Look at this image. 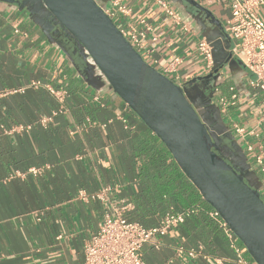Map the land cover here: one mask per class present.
<instances>
[{
  "label": "crops",
  "instance_id": "0c3cea01",
  "mask_svg": "<svg viewBox=\"0 0 264 264\" xmlns=\"http://www.w3.org/2000/svg\"><path fill=\"white\" fill-rule=\"evenodd\" d=\"M100 1L116 10L114 0ZM122 1L131 11L117 12L113 20L119 28H129L140 27L145 18L151 29L141 54L176 83L210 71L198 51L202 38H209L222 58L228 50L238 61L240 65L228 61L219 68L210 104L209 85L201 80L190 86L215 129H220V108L232 134L222 137L220 149L264 198V173L257 162L258 155L264 158V92L249 86L248 71L231 52L237 41L230 33V0H168L181 22L157 0ZM258 13L264 19V6ZM34 81L66 91L64 101L46 87L32 86ZM231 86L238 99L225 113L220 95L230 98ZM42 118L50 119L43 124ZM235 123L255 128L259 136L242 138ZM20 124L26 127L4 131ZM154 149L167 147L39 0H0V264H84L86 241L106 215H116L129 201V219L157 225L166 208L150 202L142 184ZM174 161L171 154L168 162ZM31 168L42 171L35 174ZM107 186L111 189L105 200L79 197L80 190L95 193ZM213 210L198 208L157 238L160 247L145 244L147 264H258L237 236L229 237ZM234 244L242 248L243 262ZM179 246L184 253H178ZM200 246L202 254L187 253Z\"/></svg>",
  "mask_w": 264,
  "mask_h": 264
},
{
  "label": "water",
  "instance_id": "95a60500",
  "mask_svg": "<svg viewBox=\"0 0 264 264\" xmlns=\"http://www.w3.org/2000/svg\"><path fill=\"white\" fill-rule=\"evenodd\" d=\"M5 1L20 3V0ZM39 1L66 35L84 47L113 90L161 139L249 254L258 264H264V198L220 149L222 137L232 136L222 121L220 108L217 107L216 120H220V129H215L201 111L190 86L202 80L214 92L217 83L212 81L219 76L222 64L230 61L240 65L231 58L230 51L222 58L215 44L206 38L213 54L210 71L178 84L145 60L100 0ZM202 92L206 95L205 89ZM212 95L207 97L206 104L211 103Z\"/></svg>",
  "mask_w": 264,
  "mask_h": 264
},
{
  "label": "built area",
  "instance_id": "2783aa9c",
  "mask_svg": "<svg viewBox=\"0 0 264 264\" xmlns=\"http://www.w3.org/2000/svg\"><path fill=\"white\" fill-rule=\"evenodd\" d=\"M166 13L174 18L176 22H181V17L170 5L168 0H157ZM231 3V36L237 41V45L232 49V53L237 56L249 73L248 84L251 88L264 92V19L258 13V10L264 6V0H230ZM113 6L106 7V12L110 17L114 18L117 12L129 14L131 9L122 0H114ZM140 27L129 26L120 28L124 36L133 44V46L141 53L143 49V41L148 31L151 29L145 18L140 19ZM18 32L19 29H16ZM198 51L206 60L207 67L210 70L213 65L212 46L209 42L202 38L198 43ZM181 58H176L175 62H180ZM174 69V67H172ZM32 86L46 87L61 102L64 101L66 91L56 90L48 84L41 81H34ZM231 97L220 95V105L226 113L230 104H235L238 99V92L235 86L230 87ZM57 111L55 112V114ZM50 118H42L41 122L46 124ZM25 125H18L5 132L12 133L16 130H23ZM234 128L242 138H246L248 134L259 136L257 130H247L245 126L235 123ZM251 148V145H249ZM257 162L264 173V158L262 155L257 156ZM32 173H40L41 168H31ZM110 186L103 187L95 193H88L85 190L79 191V197L85 201L108 198ZM133 203L127 202L120 207L114 216L106 215L100 222L99 228L86 241L84 246L85 260L84 264H147L142 254V248L145 244H154L160 247L158 237L166 236L173 228L178 227L186 218L198 211V206H191L179 210L171 209L161 216L157 225L146 227L139 221L131 220L126 216L128 208H132ZM212 215L220 219V223L226 228V232L230 238L236 235L227 222L221 217L217 210H213ZM239 255V260L243 262L242 248L235 245ZM183 246L178 247V253H184ZM187 253L196 257L202 254V247L198 249H190Z\"/></svg>",
  "mask_w": 264,
  "mask_h": 264
},
{
  "label": "trees",
  "instance_id": "16d2710c",
  "mask_svg": "<svg viewBox=\"0 0 264 264\" xmlns=\"http://www.w3.org/2000/svg\"><path fill=\"white\" fill-rule=\"evenodd\" d=\"M169 157H171L169 150L154 149L146 160L142 184L147 199L158 205V208H166L168 211L171 207L176 210L191 206L200 208L203 205L213 208L204 200L176 161L168 162Z\"/></svg>",
  "mask_w": 264,
  "mask_h": 264
},
{
  "label": "flooded vegetation",
  "instance_id": "af4514ba",
  "mask_svg": "<svg viewBox=\"0 0 264 264\" xmlns=\"http://www.w3.org/2000/svg\"><path fill=\"white\" fill-rule=\"evenodd\" d=\"M203 86H204V84H203ZM206 87L207 86L205 85L204 88H206ZM207 91L212 92V94H214V92L212 91V89H210L209 87H207Z\"/></svg>",
  "mask_w": 264,
  "mask_h": 264
},
{
  "label": "rangeland",
  "instance_id": "374dc122",
  "mask_svg": "<svg viewBox=\"0 0 264 264\" xmlns=\"http://www.w3.org/2000/svg\"><path fill=\"white\" fill-rule=\"evenodd\" d=\"M224 89H228V86H224Z\"/></svg>",
  "mask_w": 264,
  "mask_h": 264
}]
</instances>
